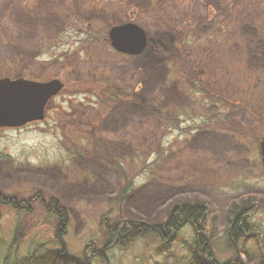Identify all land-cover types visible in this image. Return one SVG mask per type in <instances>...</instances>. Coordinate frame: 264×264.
I'll return each instance as SVG.
<instances>
[{"label": "rangeland", "instance_id": "1", "mask_svg": "<svg viewBox=\"0 0 264 264\" xmlns=\"http://www.w3.org/2000/svg\"><path fill=\"white\" fill-rule=\"evenodd\" d=\"M257 2L264 1L0 0V77L39 80L37 75L50 74L40 81L58 78L64 83L43 120L0 128V196L18 205L4 202L0 207V264H190L193 251L203 248L197 246V236L206 232L210 238L211 222L203 225L206 230L192 223L181 225L176 239H170L173 232L161 238L145 231L113 241L107 231L131 219L163 222L173 206L194 198L209 203V215L218 228L209 244L212 255L207 259L198 251L203 259L211 264H264L257 239L244 244L239 240L241 256L233 259L236 250L225 234L232 203L250 195L264 200L259 151L264 115L256 118L237 109L227 127L217 122L216 128L185 132L194 122L203 126V120H215L218 109L210 103L200 109L205 97L177 69L179 57L173 46L182 34L170 18L187 15L192 31L205 34L216 18L230 22L232 7L240 13L243 4ZM155 4L160 10L153 11ZM126 22L146 32L147 43L139 54L121 53L110 44L111 27ZM243 50L245 69L263 79L264 34L249 32ZM220 71L229 83L230 66L222 64ZM107 80L124 85L131 99L118 104L100 101L98 90ZM152 107L181 115V127L167 132L163 141L177 137L185 154L214 156L215 168L222 171L212 182L190 181L192 172L185 169L187 179L166 183L152 177L149 167L139 171L126 164L131 190L119 200L121 173L112 171L100 147L87 139L128 141L150 122ZM139 161L145 165L144 155ZM191 163L195 164L193 159H187L184 164ZM206 166L204 172L213 169ZM55 202L66 208L65 227L58 226L63 215L49 211L48 204ZM249 221L264 232V207L256 209Z\"/></svg>", "mask_w": 264, "mask_h": 264}, {"label": "trees", "instance_id": "2", "mask_svg": "<svg viewBox=\"0 0 264 264\" xmlns=\"http://www.w3.org/2000/svg\"><path fill=\"white\" fill-rule=\"evenodd\" d=\"M258 3L251 6L243 4L240 13L236 10L237 6L232 7L231 21L227 22L224 18H216L215 22L211 23L213 25L211 31L205 34H197L192 31V19L187 15L182 14L180 16L179 14L177 19L170 17L179 24L176 29L182 34L181 41L176 42L173 46L174 53L179 57L175 60L177 69H179L180 74L182 73L185 76V82L196 83L195 86L198 87L199 93L202 97H205L199 103V105H202L199 107L200 109L208 103L218 109L215 120L209 118L203 120L201 123L203 126L194 122L184 129L185 132L206 126L216 128L214 124L217 122L226 123L224 125L227 127V124L230 125L232 122L231 114L237 109L245 110L256 118L264 115V78H260L257 72L246 70L244 61L241 59L249 32L264 34V2H262V5ZM152 9L157 11L160 10V7L155 4ZM234 12L237 14H234ZM158 14H160V11H158ZM222 64L223 66H230V71L233 73L232 80L229 83L225 82L227 78L220 71ZM50 76V74H43L37 75L36 78L42 80ZM32 78L35 79V76H32ZM103 84V88L98 90L97 98L100 101H112L118 104L131 99L132 95L124 85L111 80H107ZM151 109L150 122L143 123L141 128L135 131L136 134H131L128 141L122 142L120 140L115 144L102 139L98 140L95 136L87 139L88 142L92 143V146L100 147L104 153L105 161H109V165H112V171L121 173L123 188L119 194V200L124 199L127 192L131 190L130 176L125 169L126 164L128 166L134 165L135 169L139 171H145L146 167H149L150 171L153 172L152 177L164 179L166 183L184 181L187 179L184 172L188 171L192 172L190 181L207 179L212 182L211 178L218 177L219 172L222 171L221 168H213L211 171L206 169L207 171L204 172L203 165L206 162L204 159L212 163L208 156L194 154L192 155L193 158L189 157L183 152L186 149L177 137L172 141H163V137L167 132L181 127V115L172 113L169 110L154 107ZM261 121L264 122V120ZM126 136L128 137V134ZM142 155L145 158L144 166L139 161ZM148 155L154 159L149 161ZM187 159L191 161L193 159L195 164L191 163L192 166H187V164H184ZM174 169L179 170L177 173L175 172L176 175L173 174ZM185 169H188V171H185ZM160 170L162 171L157 174L156 171L159 172ZM259 201L261 200L256 196L250 195L244 196L231 204L229 209L230 218L226 228L229 230V238L232 241L247 230L244 229L248 227L246 215L249 208ZM2 202L0 196V207L3 204ZM262 204L264 205V200H262ZM59 206L60 203H57L55 207ZM208 211L212 212V208L206 200L202 198L193 199L173 206L163 222L153 224L142 219H131L124 222V224L122 222L121 224L109 226L107 232L109 238L113 241L133 238L138 233L145 231L155 232L161 238L169 237L173 232L174 234L171 235L170 239H176L180 226L184 225L185 222L196 225V229H205L203 225L211 222L213 226L208 230L210 238L204 233L197 236L203 248H196L197 251H193L190 261V264H211L208 260L203 259L200 256L201 253L198 252L200 249L204 251L207 259L212 255L209 250V242L213 241L218 228L215 218H209ZM62 215L63 219L60 221H67V213ZM62 215L59 214L58 216L61 217Z\"/></svg>", "mask_w": 264, "mask_h": 264}, {"label": "water", "instance_id": "3", "mask_svg": "<svg viewBox=\"0 0 264 264\" xmlns=\"http://www.w3.org/2000/svg\"><path fill=\"white\" fill-rule=\"evenodd\" d=\"M109 39L115 50L130 55L141 53L147 43L145 30L134 22L111 27ZM63 86L58 78L38 81L0 77V127H21L43 120L48 102L61 92ZM259 151L264 167V136Z\"/></svg>", "mask_w": 264, "mask_h": 264}, {"label": "bare ground", "instance_id": "4", "mask_svg": "<svg viewBox=\"0 0 264 264\" xmlns=\"http://www.w3.org/2000/svg\"><path fill=\"white\" fill-rule=\"evenodd\" d=\"M34 80V79H33ZM25 126V125H24ZM210 160H211V162L212 163H210L209 162V160H205L206 162H205V165H207L206 167H208V168H215V163H214V160L216 161L217 159L213 156V159L212 158H209ZM194 199H199V198H194ZM193 200V199H192ZM192 200H188V201H192ZM52 201V200H51ZM54 202V201H53ZM57 203H59V202H55L54 204H48V206H51L50 208H53V210L52 211H54L55 209H59V207H55L56 205H57ZM263 208L264 206H263V204H262V202H256L255 204H253L250 208H249V212H248V214L246 215V217H247V226L248 227H246V228H244V229H247L246 231H243V233H242V235L241 236H238L234 241H232L230 238H229V230L228 229H226L224 232H225V234L227 235V237L229 238V246L230 247H233V248H235V250H236V254H235V256L233 257V259H237V257L239 258L240 256H241V250H242V248H238L237 247V242H239V240H243V244H244V242L245 241H249V240H251V239H257L258 240V243L260 244V249L261 250H264V232H262V231H259L255 226H254V224H252V223H250V221H249V218H250V216L253 214V213H255V211H256V209H258V208ZM208 210H210L209 208H208ZM49 211H50V209H49ZM209 213H212V212H209L208 211V215H209ZM209 218H211L210 217V215H209ZM59 223V222H58ZM190 222H185L184 223V225H187V224H189ZM61 225H63L62 223H60ZM205 230H206V228H205ZM205 232V231H204ZM204 234H206V232L204 233ZM196 242H197V246H199L201 243L199 242V240H198V238L196 239ZM250 242V241H249ZM213 244V241L212 242H209V244ZM210 246V245H209ZM209 250H210V252H211V249H210V247H209Z\"/></svg>", "mask_w": 264, "mask_h": 264}, {"label": "flooded vegetation", "instance_id": "5", "mask_svg": "<svg viewBox=\"0 0 264 264\" xmlns=\"http://www.w3.org/2000/svg\"><path fill=\"white\" fill-rule=\"evenodd\" d=\"M57 96H58V95H57ZM54 98H55V97H54ZM54 98H53V99H54ZM53 99H52V100H53ZM52 100H51V101H52ZM49 103H50V102H49ZM49 103H48V104H49ZM47 106H48V105H47ZM2 201H3L2 203L6 202L5 200H2ZM6 203L11 204L12 207H14V208H18V205H17L13 200H12V202H9V201H8V202H6ZM24 207L27 209L26 206H24ZM52 210H53V208H50V211L53 212L54 214L58 213V214L62 215L63 213H67L66 208H64L63 205H60L58 210H57V209H55L54 211H52ZM60 223H62V224H63L62 226L65 227L66 224H67V221H66V220H65L64 222L59 221L58 226L61 225ZM106 225H107V224H106Z\"/></svg>", "mask_w": 264, "mask_h": 264}]
</instances>
